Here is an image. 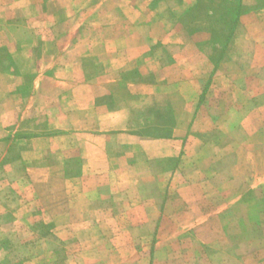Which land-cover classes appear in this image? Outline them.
<instances>
[{
	"label": "crops",
	"instance_id": "1",
	"mask_svg": "<svg viewBox=\"0 0 264 264\" xmlns=\"http://www.w3.org/2000/svg\"><path fill=\"white\" fill-rule=\"evenodd\" d=\"M199 4L203 21L190 30L184 16ZM210 4L70 0L37 33L35 61L0 63V148L24 144L5 166L33 184L58 236L144 229L157 248L192 231L195 247L213 243L215 225L198 216L222 212L215 166L234 165L241 128L228 119L264 113L252 89L264 85V0H240L224 46L204 17Z\"/></svg>",
	"mask_w": 264,
	"mask_h": 264
},
{
	"label": "rangeland",
	"instance_id": "2",
	"mask_svg": "<svg viewBox=\"0 0 264 264\" xmlns=\"http://www.w3.org/2000/svg\"><path fill=\"white\" fill-rule=\"evenodd\" d=\"M69 2L0 0V63L22 61L30 65L35 61V47L41 41L37 33L47 28L51 17L60 19ZM217 6L219 13L225 11V4ZM218 16L216 12L217 29ZM63 23H59V29L65 28ZM65 44L64 38L55 43L56 48ZM14 45L18 50L11 53L9 47ZM252 89L253 95L262 91L258 98L262 97L264 105V85ZM255 104L258 102L253 101ZM242 114L246 115L245 122ZM228 120L241 127L232 135L234 165L227 167L218 161L220 165L215 166V211L222 212L198 216L215 225V239L197 247L192 231L181 236L175 246L157 248L150 244L147 234L152 231L144 229L73 230L70 240L64 231L57 230L63 232V238L58 236L51 230L52 216L42 212L33 184L27 177L20 179L16 169L5 166L17 160L24 148L19 137H11L7 151L0 148V264H153L149 262L152 254L155 264H166L169 257L172 264H264V113H233ZM2 133L0 130V136ZM228 177L233 182L227 183ZM250 184L253 187L248 190ZM230 189L235 196L225 197ZM164 216L156 215V222L165 221ZM116 236L123 242L119 246L112 244Z\"/></svg>",
	"mask_w": 264,
	"mask_h": 264
},
{
	"label": "trees",
	"instance_id": "3",
	"mask_svg": "<svg viewBox=\"0 0 264 264\" xmlns=\"http://www.w3.org/2000/svg\"><path fill=\"white\" fill-rule=\"evenodd\" d=\"M216 1L210 0L211 4L207 6V9H206L207 15L204 17L209 19V23L212 26L213 24H215V13L216 12L218 13L220 17L218 16L216 18V22L219 24V27L218 29L215 28V33L217 34V36H220V37H216L215 39L220 43L221 46H224L225 44H227L231 31L233 29V25L237 21L238 16L241 12V5H240V0H230V1L229 0H219V2L215 4ZM220 3H222L223 5L225 4L226 7L224 6L225 11L222 10L219 13V11H217L218 10L217 5H220ZM202 7H203L202 4L196 5L185 14L184 16L185 18L183 22L185 23V25H189L190 30H195V29L200 28V27H196V24L198 22L203 21L202 20L203 16L201 15L202 9H200Z\"/></svg>",
	"mask_w": 264,
	"mask_h": 264
}]
</instances>
